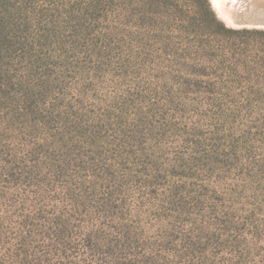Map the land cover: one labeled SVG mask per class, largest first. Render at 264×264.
I'll return each mask as SVG.
<instances>
[{
    "label": "rangeland",
    "instance_id": "374dc122",
    "mask_svg": "<svg viewBox=\"0 0 264 264\" xmlns=\"http://www.w3.org/2000/svg\"><path fill=\"white\" fill-rule=\"evenodd\" d=\"M0 264H264V0H0Z\"/></svg>",
    "mask_w": 264,
    "mask_h": 264
}]
</instances>
